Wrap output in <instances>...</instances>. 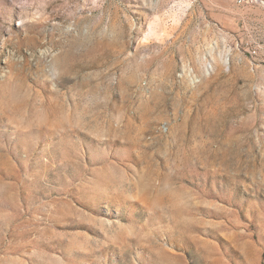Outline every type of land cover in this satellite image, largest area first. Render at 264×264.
<instances>
[{
  "label": "rangeland",
  "instance_id": "1",
  "mask_svg": "<svg viewBox=\"0 0 264 264\" xmlns=\"http://www.w3.org/2000/svg\"><path fill=\"white\" fill-rule=\"evenodd\" d=\"M0 264H264V0H0Z\"/></svg>",
  "mask_w": 264,
  "mask_h": 264
}]
</instances>
